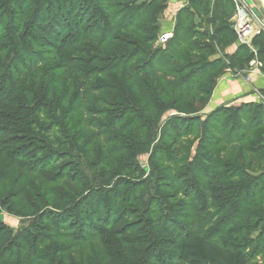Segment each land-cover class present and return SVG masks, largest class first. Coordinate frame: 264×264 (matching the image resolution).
<instances>
[{"label":"rangeland","instance_id":"374dc122","mask_svg":"<svg viewBox=\"0 0 264 264\" xmlns=\"http://www.w3.org/2000/svg\"><path fill=\"white\" fill-rule=\"evenodd\" d=\"M143 1L149 0H136L134 4ZM215 1L205 0L203 3L204 13L209 10L208 17ZM227 1L232 11L225 24L232 29L231 18L235 8L231 1ZM245 1L264 23V2ZM7 2L0 0V173L5 174V178L0 180V235L4 234L3 228L12 234L8 239H3L0 249L14 235L33 234L39 232V228L49 227L47 244L50 247L47 251L35 252L33 258H30L33 264H163L164 261L160 263L156 258H148L152 254L156 256L154 245L148 241L150 229L156 226L157 217L160 220L162 218L159 224L164 225L175 217L176 227L185 226L189 224L188 220L193 219L195 232H201L203 236L212 232L215 238L223 235L224 225L219 234L216 230L212 231L218 220L217 216H213L214 210H203L192 218L189 205H194L193 200L173 196V191L163 185L162 178L166 174L163 169L167 164L166 160L159 161L157 158L161 154L171 156L165 145L169 139L166 135L162 136L167 126H162L175 115L173 111H166L161 116L158 129L148 142L144 132L141 138L140 132L135 131L139 124L133 118L132 109L124 103L114 104L112 100L104 103L103 91L87 93L85 99L88 101H82V94L80 96L76 92L73 73L82 76L94 70L93 81L86 80L84 83L88 91L93 90L95 85L101 84L95 73L103 69L108 71L117 62L114 55L119 45L122 46L121 37L119 39L111 33L108 36L109 42L97 46L101 50L97 51L93 43L87 49L84 42L72 44V33L68 29L64 32L67 26L65 21L55 16L60 12L56 0H51L50 5H47V0H15L20 10L7 8ZM164 2L166 9L161 17L169 18L171 11H168V5L173 0ZM179 3V11L189 8L188 0H179ZM191 9L194 10V16L190 22L196 30L211 34L206 17L201 18L195 7ZM107 12L109 16L106 20L103 17L95 19V14L85 15L83 24L91 26L94 19V24L98 26L100 22H109L115 18L113 14L117 9ZM120 17L115 19L116 22ZM79 18L80 15L74 19ZM119 36L124 37V34ZM58 46H63V58L66 59L58 55ZM152 46L159 47L156 41ZM241 46L244 47V56H248L250 61L243 64L241 70L224 69L216 81L226 73L246 85H250V77L255 74L264 77V57L259 55L255 47L253 49L256 53H251L249 47L241 44L236 35L227 45L214 44L208 56L228 66L236 48ZM252 60L255 61L253 74L250 72ZM64 61L69 65L68 70L73 72L62 68ZM73 62L78 65L75 66ZM250 96L251 99L225 107L246 105L242 124L249 126L250 120H253L254 125H262L255 129L249 126V130H246L247 137L243 144L248 152L242 153L241 157L245 163L243 169L251 178L249 182L253 183L256 179L264 186V143L260 138L264 135V86H251L247 97ZM98 100V107H93L91 103ZM74 106L70 112L69 109ZM256 106H260V114L255 110ZM209 113L199 115L204 120ZM66 114L67 120L61 122L62 116ZM238 124L240 122L236 126ZM160 136L162 138L158 141ZM233 136L237 138L239 133ZM194 141H191L194 146L186 159L194 154L197 144ZM152 152L158 155H152L155 159L150 165ZM121 168L126 171L122 172ZM180 169V163L174 164L168 174L176 177ZM70 186L73 193L67 190ZM94 193L95 212L98 210V217H102L103 223L98 226L94 224L95 230L98 229L94 236L80 241L85 234V225H81L78 217L85 212V200ZM260 196V189H257L254 201L259 200ZM157 200L162 203L161 208L158 210L156 207L153 216H146L149 208L156 206ZM145 202L151 204L149 208L144 206ZM140 211L143 212L139 214ZM258 217H264V212ZM208 219L210 223H206ZM88 222L85 219V224ZM258 231L243 235L252 239L259 235ZM257 248L258 254H253L250 264H264V244L259 243ZM27 252L28 247L19 254L28 256ZM11 253L12 258L15 257L16 250L6 248L2 256ZM9 263L19 264V261L13 259Z\"/></svg>","mask_w":264,"mask_h":264},{"label":"trees","instance_id":"16d2710c","mask_svg":"<svg viewBox=\"0 0 264 264\" xmlns=\"http://www.w3.org/2000/svg\"><path fill=\"white\" fill-rule=\"evenodd\" d=\"M164 1L149 0L134 4L136 0H56L57 7L62 13L60 15L59 12L55 16L65 21L67 26L64 32L68 29L72 33L74 37L72 44L84 42L88 49L90 43H93L99 51L101 49L97 46L109 42V34H116L122 39L120 44L123 47L119 45L116 49L117 54L114 55V59H118L117 62L111 65L108 71L103 69L95 73L101 84L95 85L93 90L88 91L84 83L86 80L93 81L94 70L82 76L73 73L76 92L80 96L82 94V98L79 96L82 101H88L85 99L87 93L103 91L104 103L109 100L114 104L124 103L126 107L132 109L133 118L139 124L136 125L138 128L136 127L135 131L140 132L141 138L144 132L143 135L148 138V142L153 139L161 116L166 111H173L175 115H172L162 126V128L167 126V131L162 133V136L166 135L169 139L165 145L171 156L161 154L157 158L166 160L167 164L163 169L166 172L162 178L163 185L173 191L171 195L193 200L195 206L189 205L191 212L189 215L192 218L196 213L212 209L213 216L218 217L212 231L216 230L219 234L220 228L224 225V234L215 238L212 232L204 236L201 232H195L193 219L188 220L189 224L185 226L176 227L175 217H172L173 220L167 222V225L159 224L162 218L160 220L157 217L156 226L150 229L148 241L154 245L156 256L149 255V259L156 258L157 262L164 261L163 264H250L253 254H258L256 250L259 243L264 244V217H258L264 212V206L262 207L264 186H261L256 179L253 183L249 182L251 178L243 169L245 163L241 154L248 152V148L243 143L249 126L255 129L262 125H254L253 120H250L249 126L242 124L246 105L219 107L210 112L204 120L199 115L210 99L217 82L216 77L227 68L241 70L243 64H247L250 58L244 56L243 46L236 48L228 66L219 59L208 56L214 44L227 45L235 36L230 26L225 24L232 11L227 0L215 1L209 17V10H205L204 13L202 9L205 0H188L189 8L180 10L176 15L172 38L164 48H153L152 45L159 34L158 21L166 9ZM50 4L51 0H47V5ZM6 6L21 9L15 4V0L11 2L8 0ZM192 6L196 8V13L201 18L206 17L207 27L209 25L212 30L211 34L199 33L190 22L194 16ZM113 8L117 9L113 14L115 17L113 20L100 22L99 26L94 24L95 19L103 17L106 20L109 16L107 11ZM88 14H95L91 26L83 24L84 16ZM79 15L80 18L75 20L74 18ZM118 17L120 20L116 22L115 19ZM185 23L189 24L186 26ZM119 34H124V37ZM114 41L118 42V39L114 38ZM251 46L264 57V35L253 38ZM56 49H60L58 55L61 59H66L63 58V46H58ZM73 63L76 64L75 66L78 65L77 62ZM62 65L65 71L73 72L68 70L69 65L65 61ZM129 65L135 67L131 68ZM117 74L118 78L115 79ZM99 103L98 100L91 105L97 108ZM74 108L75 106L71 107L70 112ZM255 110L258 114L262 111L260 106H256ZM68 114L62 116L60 121H66ZM114 119L116 120L117 116ZM237 122L240 124L236 126ZM235 133H239L237 138L233 136ZM161 138L160 136L158 141ZM260 138L264 143V135ZM194 140L197 142L194 154L186 159L188 152L194 146L191 141ZM60 155L64 154L60 153ZM152 155L155 157L158 154L152 152L150 165L155 159ZM179 163L180 174L176 177L169 175L173 165ZM257 163L259 165V161ZM248 164L252 165L250 162ZM121 169L122 172L126 171L125 168ZM4 178L5 174L1 172L0 180ZM257 189H260L261 196L259 200L254 201ZM67 190L74 192L71 186L67 187ZM95 194L85 200L83 206L85 212L82 213L84 215L78 217L81 225H85V234L80 241L89 240L98 230H95L94 224L98 226L103 223L102 217H98V210L95 212ZM158 198L161 201V197ZM159 200L154 208H149L151 205L149 202L144 203V206L149 208L146 216H153L155 208L157 207L158 210L161 208L162 203ZM260 208L263 210L259 211ZM6 209L10 210L8 207ZM142 212L140 211L139 214ZM85 219L89 220L87 224ZM210 221L208 219L206 223ZM2 231L4 234L0 235V243L12 234L5 228ZM38 231L33 234H17L7 240L6 245L0 249V264H10L9 260L13 259L19 261V264H33L30 258H33L35 252L47 251L46 249L50 247L47 244L49 227L39 228ZM250 231H258L259 235L252 239L243 235ZM27 247L28 256L19 254ZM6 248L16 250L15 257L12 258V253L2 256Z\"/></svg>","mask_w":264,"mask_h":264},{"label":"crops","instance_id":"0c3cea01","mask_svg":"<svg viewBox=\"0 0 264 264\" xmlns=\"http://www.w3.org/2000/svg\"><path fill=\"white\" fill-rule=\"evenodd\" d=\"M178 4H180L179 0H173V2L168 5V11L170 10L171 14L169 15V18L166 16L161 18L159 33L163 30H171L173 33L176 15L180 9ZM251 86L259 88L263 87L264 77L260 74H255L250 77V85H246L242 80L232 79L229 77V74H224L223 77L216 82L208 103L199 114H206L219 107L233 105L241 100L246 101L244 99H251L252 96L247 97L248 90Z\"/></svg>","mask_w":264,"mask_h":264},{"label":"built area","instance_id":"2783aa9c","mask_svg":"<svg viewBox=\"0 0 264 264\" xmlns=\"http://www.w3.org/2000/svg\"><path fill=\"white\" fill-rule=\"evenodd\" d=\"M235 8V12L231 18L232 30L241 44L249 47L251 53L255 54L250 42L253 38L264 35V23L258 18L257 13L250 9L245 0H229ZM172 38L171 30H163L159 33L156 43L159 47L164 48L167 42ZM255 61L250 62L251 74ZM260 65V63H258ZM247 81L248 78H247Z\"/></svg>","mask_w":264,"mask_h":264},{"label":"bare ground","instance_id":"6f19581e","mask_svg":"<svg viewBox=\"0 0 264 264\" xmlns=\"http://www.w3.org/2000/svg\"><path fill=\"white\" fill-rule=\"evenodd\" d=\"M264 2V0H262Z\"/></svg>","mask_w":264,"mask_h":264},{"label":"water","instance_id":"95a60500","mask_svg":"<svg viewBox=\"0 0 264 264\" xmlns=\"http://www.w3.org/2000/svg\"><path fill=\"white\" fill-rule=\"evenodd\" d=\"M187 7V6H186Z\"/></svg>","mask_w":264,"mask_h":264}]
</instances>
